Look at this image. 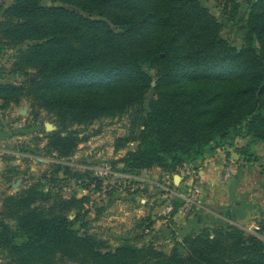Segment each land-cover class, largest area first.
Returning a JSON list of instances; mask_svg holds the SVG:
<instances>
[{
  "label": "trees",
  "instance_id": "16d2710c",
  "mask_svg": "<svg viewBox=\"0 0 264 264\" xmlns=\"http://www.w3.org/2000/svg\"><path fill=\"white\" fill-rule=\"evenodd\" d=\"M216 1L227 21L237 16L236 0ZM244 23L236 48L200 0H12L0 5V47L25 45L8 71L27 79L0 84L2 107L27 99L44 108L59 127L47 141L58 157L82 141L70 126L130 112L129 134L114 144L137 143L120 159L128 173L181 167L222 144L256 160L249 143L232 141H264V0ZM39 186L2 198L0 264H264V241L233 225L176 236L167 252L130 237L102 249L74 228L82 215L67 216L85 198L49 199Z\"/></svg>",
  "mask_w": 264,
  "mask_h": 264
},
{
  "label": "rangeland",
  "instance_id": "374dc122",
  "mask_svg": "<svg viewBox=\"0 0 264 264\" xmlns=\"http://www.w3.org/2000/svg\"><path fill=\"white\" fill-rule=\"evenodd\" d=\"M11 1L0 0V5L4 7ZM200 1L220 21L221 37L239 48L246 32L244 20L254 0H236L240 6L237 16L231 21L226 20L218 1ZM24 46L0 47V84H20L27 79L26 76L10 74L8 71L13 57ZM146 70L151 75L154 74V69ZM151 85L153 86V79ZM151 88L143 101L145 110L153 95ZM132 117L127 112L115 117H101L89 124L70 126V129L78 131L82 141L71 155L58 157L48 149L47 141L48 132L56 131L59 127L44 108L31 106L27 99L2 107L0 100V219L2 220L4 196L15 194L39 181V188L49 199L85 198L83 204L66 213L70 219H74L76 214L82 215L83 221L79 216L74 228L79 233L86 232L96 238L101 242L102 249H112L118 245L124 238L121 237L123 232L129 230V240L135 244L140 245L146 239L144 242H152L157 249L167 252L166 243L172 244L176 236L182 237L198 233L203 228L227 225L238 226L264 241V141H254L245 135L232 141L234 146L249 143L256 160L244 161L240 155H231L230 152L234 153L233 146L222 144L215 147L213 152L204 153L202 158L181 167L152 166L128 173L121 171L120 159L127 150L135 148L137 143L127 142L118 149H115L114 144L118 137L129 134ZM46 124H51L50 130L45 128ZM227 148L231 150L226 151L229 163L217 168L218 183L212 195L214 201L210 202V199H205L210 197L209 193H201L199 175L198 180L195 178L196 170L199 165H203L205 156ZM241 158L243 163L240 162ZM57 166L61 169L55 170ZM226 167L230 168L229 175L224 177ZM176 174L188 180L182 186H179L180 182L174 184L173 175ZM190 177L197 181L199 188L197 206L189 214L161 223L167 224L163 228L158 223L161 219L159 210L164 202L158 184L172 183L176 188L184 187L190 183ZM177 201L173 199L174 206ZM214 210H224L221 212L224 217L212 214ZM4 220L13 227L12 220ZM82 222L85 226L80 225ZM145 224L149 226L146 227L149 229L147 232L141 229ZM156 224L160 226L152 227ZM179 227L181 236L174 234L175 228ZM140 231L146 233L143 238H140ZM166 232L169 240H161ZM3 256L4 251L0 248V261Z\"/></svg>",
  "mask_w": 264,
  "mask_h": 264
},
{
  "label": "built area",
  "instance_id": "2783aa9c",
  "mask_svg": "<svg viewBox=\"0 0 264 264\" xmlns=\"http://www.w3.org/2000/svg\"><path fill=\"white\" fill-rule=\"evenodd\" d=\"M229 167V166H228ZM226 167V171L224 172V177L229 175L228 170L230 168ZM198 173L195 174V178H197ZM191 181L187 186L176 188L172 183H162L158 184V188L162 193V197L164 199L163 204L160 207L159 215H161V219L158 223H165L169 219L174 218L175 216H181L185 214H189L196 206L197 199L199 196V188L197 181L190 177ZM200 182V180L198 181ZM177 197L181 200V204H179L176 208H174L171 200L172 198ZM159 224L153 225L152 227H156ZM145 232L149 229L145 228Z\"/></svg>",
  "mask_w": 264,
  "mask_h": 264
},
{
  "label": "crops",
  "instance_id": "0c3cea01",
  "mask_svg": "<svg viewBox=\"0 0 264 264\" xmlns=\"http://www.w3.org/2000/svg\"><path fill=\"white\" fill-rule=\"evenodd\" d=\"M226 151H231L229 148H227L226 150H218V151H216L213 155H207V156H205V158H204V162H203V165L201 166V165H199L198 166V169L196 170L197 171V173H198V175H199V178H200V182L199 183H201V186H200V188H201V190H202V192L201 193H209V195H210V197H205V199H210V202H213L214 200H213V198H212V195H213V193H214V187L217 185V168L220 166V165H223L224 163H229V162H227V160L229 159L228 157H227V152ZM226 152V153H225ZM229 154H231V155H233L234 154V156H236V157H238V154L234 151V153L233 152H230ZM230 155V156H231ZM229 156V157H230ZM240 162H242L243 163V160H242V158H241V160H240ZM242 163H239V164H242ZM195 166H197L196 164H194ZM231 166H233L232 164H231ZM242 166V165H241ZM238 167V166H237ZM180 176V180H179V182H180V185L179 186H182L183 184H184V182H186L187 180H186V178H183V176L182 175H179ZM173 178H174V175H173ZM210 192L212 193V194H210ZM216 202L219 204L220 203V201L218 202V200H216ZM223 205V204H222ZM221 205V206H222ZM223 207V206H222ZM210 209V208H209ZM223 209V208H222ZM211 211V210H210ZM221 212H224V210H214L213 212H211L212 214H215V215H217V216H221V217H224L223 216V214L221 213ZM142 213V212H141ZM126 218H128V217H126ZM179 217L178 216H175L174 218H172V219H178ZM160 225H161V223H159ZM159 225V226H160ZM163 228H165V226H167V224H163V225H161ZM181 227H179V228H175V230H176V232H174V234H176V235H179V236H181L179 233L181 232V229H180ZM174 229V228H173ZM180 229V230H179ZM129 231V230H128ZM128 231H125V232H123V235L121 236V237H130V236H128V234L130 233V231L128 232ZM170 234H173V233H171L170 232ZM110 235H114V234H110ZM167 238H169V237H167V232H166V234H164V235H162V238H161V240H169V239H167ZM168 244V250L170 249V247H171V243H170V245H169V243H166V245ZM163 246H165V245H163ZM167 250V251H168Z\"/></svg>",
  "mask_w": 264,
  "mask_h": 264
},
{
  "label": "water",
  "instance_id": "95a60500",
  "mask_svg": "<svg viewBox=\"0 0 264 264\" xmlns=\"http://www.w3.org/2000/svg\"><path fill=\"white\" fill-rule=\"evenodd\" d=\"M47 130H50L51 129V124H46V127H45ZM180 180V176L178 174L174 175V178H173V183L174 184H177Z\"/></svg>",
  "mask_w": 264,
  "mask_h": 264
}]
</instances>
